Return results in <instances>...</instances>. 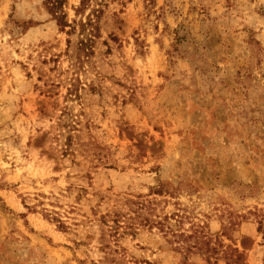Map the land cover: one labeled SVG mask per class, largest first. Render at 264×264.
I'll list each match as a JSON object with an SVG mask.
<instances>
[{"label":"rangeland","instance_id":"374dc122","mask_svg":"<svg viewBox=\"0 0 264 264\" xmlns=\"http://www.w3.org/2000/svg\"><path fill=\"white\" fill-rule=\"evenodd\" d=\"M52 1L0 0V264H264V0Z\"/></svg>","mask_w":264,"mask_h":264},{"label":"trees","instance_id":"16d2710c","mask_svg":"<svg viewBox=\"0 0 264 264\" xmlns=\"http://www.w3.org/2000/svg\"><path fill=\"white\" fill-rule=\"evenodd\" d=\"M61 1L62 0H53L50 4V8L49 10L53 13V14H57V10H60L61 8ZM90 2V0H81V3H80V7L77 9V12H82V10L84 9L85 6L88 5V3ZM74 24H77L75 21H74ZM73 24V26H74ZM80 27H81V32L82 33H85L87 30H86V27H90V30H88L87 32V36H83L82 40H80V52H83L85 53V56H89L92 54V44H93V40L95 38V29L94 28V25H93V21L88 18V20L85 22V23H79ZM63 26H67L69 28H71L73 31H75V27H72L70 25H67V24H63ZM258 230L260 231L261 230V223H259V228Z\"/></svg>","mask_w":264,"mask_h":264}]
</instances>
